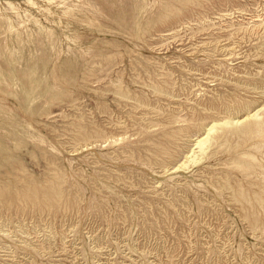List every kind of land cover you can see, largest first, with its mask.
Segmentation results:
<instances>
[{
	"label": "rangeland",
	"instance_id": "rangeland-1",
	"mask_svg": "<svg viewBox=\"0 0 264 264\" xmlns=\"http://www.w3.org/2000/svg\"><path fill=\"white\" fill-rule=\"evenodd\" d=\"M10 1L0 264H264V0Z\"/></svg>",
	"mask_w": 264,
	"mask_h": 264
},
{
	"label": "bare ground",
	"instance_id": "bare-ground-1",
	"mask_svg": "<svg viewBox=\"0 0 264 264\" xmlns=\"http://www.w3.org/2000/svg\"><path fill=\"white\" fill-rule=\"evenodd\" d=\"M28 2H30V4L31 3H33L34 1L33 0H27ZM5 2H6V4H9V5H13V3L10 1V0H5ZM264 5V4H263ZM11 7V6H10ZM259 8V7H258ZM12 9V8H11ZM230 10V9H229ZM25 13H26V11H25ZM25 16V15H24ZM186 16V15H185ZM221 17V16H220ZM21 18V17H20ZM192 18H193V16H192ZM213 20V19H212ZM247 22V21H246ZM251 22H252V20H251ZM243 23V22H242ZM249 23V22H248ZM254 23V22H253ZM201 24V23H200ZM202 24H203V22H202ZM172 26V25H171ZM264 26V25H263ZM262 26V27H263ZM13 27V26H12ZM248 27V26H247ZM258 27V26H257ZM172 28V27H171ZM15 31H16V29H14ZM244 30H245V28H244ZM12 31V30H11ZM18 33H19V31H18ZM153 36V35H152ZM18 46V45H17ZM19 48V47H18ZM17 50V49H16ZM21 60V59H20ZM87 61V60H86ZM100 70V69H99ZM21 72H22V70H21ZM25 76V75H24ZM38 76V75H37ZM22 77H23V75H22ZM27 77V76H26ZM26 83V82H25ZM255 88V87H254ZM75 99V98H74ZM73 99V100H74ZM138 102V101H137ZM168 105V104H167ZM261 108V107H260ZM260 108H254L255 110L254 111H252V112H246L245 114H244V116H242L241 118L239 117V118H235V117H228V118H225V119H223V120H221V121H213L212 123H210L209 125H208V123H207V127L204 129V131L206 132L205 133V135L203 134H201L202 136L201 137H199V138H197L196 139V144L198 145V147H200L199 149H200V151H201V149L202 150H204V146H203V143H208L209 142V136L214 132V131H216V129H217V127H221V126H231V125H233V124H237V123H242V122H244L243 124V128L241 129L243 132H249V131H254L255 129H256V126L259 124V121L257 120L258 119V110L260 109ZM249 109V108H248ZM231 113V112H230ZM83 114V113H82ZM179 117V116H178ZM178 117H177V119H178ZM251 118H253V119H255L254 121H250V119ZM117 119V118H116ZM200 129V128H199ZM195 132V131H194ZM197 132V131H196ZM198 132H200V130L198 131ZM202 132V131H201ZM99 136V135H98ZM200 136V135H199ZM77 143V142H76ZM84 145H85V143H84ZM201 155V154H200ZM200 158V157H199ZM195 161V160H194ZM193 162V161H192ZM167 168V167H166ZM165 168V169H166ZM184 168V167H183ZM162 173V172H161Z\"/></svg>",
	"mask_w": 264,
	"mask_h": 264
}]
</instances>
